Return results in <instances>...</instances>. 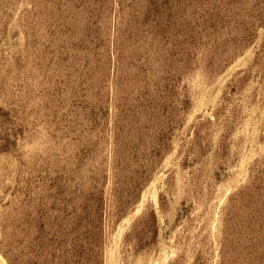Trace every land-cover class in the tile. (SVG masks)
<instances>
[{"label": "rangeland", "instance_id": "374dc122", "mask_svg": "<svg viewBox=\"0 0 264 264\" xmlns=\"http://www.w3.org/2000/svg\"><path fill=\"white\" fill-rule=\"evenodd\" d=\"M0 264H264V0H0Z\"/></svg>", "mask_w": 264, "mask_h": 264}]
</instances>
